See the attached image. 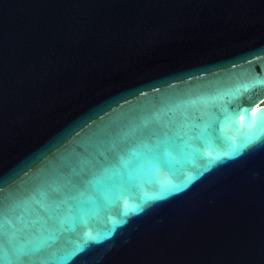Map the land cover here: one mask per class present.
<instances>
[{"label":"water","instance_id":"obj_1","mask_svg":"<svg viewBox=\"0 0 264 264\" xmlns=\"http://www.w3.org/2000/svg\"><path fill=\"white\" fill-rule=\"evenodd\" d=\"M0 264H264V0H0Z\"/></svg>","mask_w":264,"mask_h":264}]
</instances>
